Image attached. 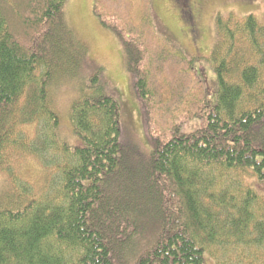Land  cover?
<instances>
[{"label":"trees","instance_id":"obj_1","mask_svg":"<svg viewBox=\"0 0 264 264\" xmlns=\"http://www.w3.org/2000/svg\"><path fill=\"white\" fill-rule=\"evenodd\" d=\"M68 1L0 0V264H264V11L217 14L211 100L198 59L151 9L138 25L95 4L141 105V156L119 101L86 91L101 69L70 107L76 144L61 138L53 88L90 64ZM173 1L194 31L190 0ZM28 160L40 188L22 173Z\"/></svg>","mask_w":264,"mask_h":264},{"label":"rangeland","instance_id":"obj_2","mask_svg":"<svg viewBox=\"0 0 264 264\" xmlns=\"http://www.w3.org/2000/svg\"><path fill=\"white\" fill-rule=\"evenodd\" d=\"M195 3V5L192 3ZM114 6L121 17L129 18L137 24L142 21L148 10L153 11L158 29L169 33L182 46L189 57L198 59V72L201 71L205 80V92L211 100L216 99L217 76L210 61V53L215 40V24L217 14L223 16L235 13L238 16L258 14L264 11V0H255L251 4L241 3L239 0H190L194 6L195 24L197 28L191 31L185 21L180 8L173 0H69L65 14L70 28L87 44L90 64L81 74V77L63 82L53 88V103L61 119V138L70 145H75L77 138L69 120V110L81 90L90 84L93 72L101 69L102 79L99 88H88L92 94L114 96L121 105V127L127 140L139 148V154L145 156L150 151L145 125L142 117L140 102L134 95L132 78L127 71L123 47L117 36L104 28L98 16L94 13V6ZM202 8L200 12L196 7ZM113 10V8H110ZM243 13H245L243 15ZM128 16V17H126ZM258 17V16H257ZM139 25V24H138ZM200 121H193L184 130L194 132L201 127ZM38 163L28 160L24 164V177L35 186L42 183L44 173ZM5 178L0 173V192ZM37 187V186H36ZM40 188V187H37ZM264 198V193L261 194Z\"/></svg>","mask_w":264,"mask_h":264},{"label":"bare ground","instance_id":"obj_3","mask_svg":"<svg viewBox=\"0 0 264 264\" xmlns=\"http://www.w3.org/2000/svg\"><path fill=\"white\" fill-rule=\"evenodd\" d=\"M255 104V103H254ZM240 139V138H239ZM164 159V158H163ZM173 168V167H172ZM231 186V185H230ZM227 187V186H226ZM59 233V232H58ZM8 238V237H7ZM60 239V238H59ZM64 250V249H63Z\"/></svg>","mask_w":264,"mask_h":264}]
</instances>
